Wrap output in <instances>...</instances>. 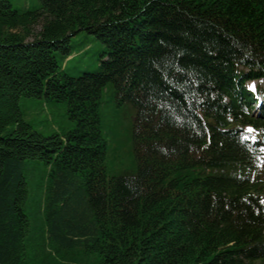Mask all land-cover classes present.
<instances>
[{
    "label": "trees",
    "instance_id": "16d2710c",
    "mask_svg": "<svg viewBox=\"0 0 264 264\" xmlns=\"http://www.w3.org/2000/svg\"><path fill=\"white\" fill-rule=\"evenodd\" d=\"M37 1L0 0V264L264 263V145L246 131L264 135L247 85L264 81V0ZM80 33L102 45L99 66L71 77ZM108 86L133 110L116 176ZM21 98L64 104L74 129L34 130Z\"/></svg>",
    "mask_w": 264,
    "mask_h": 264
},
{
    "label": "rangeland",
    "instance_id": "374dc122",
    "mask_svg": "<svg viewBox=\"0 0 264 264\" xmlns=\"http://www.w3.org/2000/svg\"><path fill=\"white\" fill-rule=\"evenodd\" d=\"M14 9L20 11H33L39 8L37 0H9ZM39 27L35 30L38 31ZM83 42L80 51L74 53L62 65V70L71 77H77L82 72L95 71L99 66V53L102 45L91 36L84 33L73 37L71 44ZM248 85L259 86L264 88V81L249 82ZM19 108L24 120L29 123L32 128L43 135H51L56 133L63 135L64 133L74 129L75 123L67 116L66 106L62 103L47 101L43 98H21L19 100ZM258 110L256 105H251L249 111L253 118L257 117ZM100 128L107 142L108 152L106 160V169L109 175L116 176L122 170L131 168V140L127 136V130L133 122V110L129 107H117L112 94V88L107 87L101 98L99 105ZM250 133L252 131L248 130ZM129 139V142H128ZM264 139H261V143ZM32 173L34 180L30 183V194L26 205V212L31 217L33 226L37 218V205L40 195L43 193L34 185V181H39L42 174L40 184H43L44 168L42 166L32 165ZM264 204V196H263ZM264 264V263H262Z\"/></svg>",
    "mask_w": 264,
    "mask_h": 264
},
{
    "label": "snow or ice",
    "instance_id": "6c2138e0",
    "mask_svg": "<svg viewBox=\"0 0 264 264\" xmlns=\"http://www.w3.org/2000/svg\"><path fill=\"white\" fill-rule=\"evenodd\" d=\"M249 88L253 89L254 90V86L253 85H249Z\"/></svg>",
    "mask_w": 264,
    "mask_h": 264
}]
</instances>
